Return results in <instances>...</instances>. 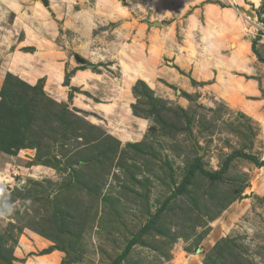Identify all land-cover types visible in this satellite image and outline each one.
I'll return each instance as SVG.
<instances>
[{"label": "rangeland", "instance_id": "374dc122", "mask_svg": "<svg viewBox=\"0 0 264 264\" xmlns=\"http://www.w3.org/2000/svg\"><path fill=\"white\" fill-rule=\"evenodd\" d=\"M47 2L0 0V264H264V0Z\"/></svg>", "mask_w": 264, "mask_h": 264}, {"label": "trees", "instance_id": "16d2710c", "mask_svg": "<svg viewBox=\"0 0 264 264\" xmlns=\"http://www.w3.org/2000/svg\"><path fill=\"white\" fill-rule=\"evenodd\" d=\"M1 94L0 111L5 115H3L4 119L0 121V150L15 149L26 140L25 135L30 120L27 104L18 103L14 96L8 97L5 91H2ZM261 163L264 164V159Z\"/></svg>", "mask_w": 264, "mask_h": 264}, {"label": "crops", "instance_id": "0c3cea01", "mask_svg": "<svg viewBox=\"0 0 264 264\" xmlns=\"http://www.w3.org/2000/svg\"><path fill=\"white\" fill-rule=\"evenodd\" d=\"M103 1L102 3L105 4V5H108L109 2H106V0H101ZM237 2L239 0H236ZM112 10L113 12L120 16V15H126V13H124V11H118L116 6L118 5L117 2H112ZM218 9H220L217 5H214V4H209V14H211L215 19H216V14L218 15L219 13L217 12ZM230 9V8H229ZM124 10V9H123ZM122 17V16H120ZM119 17V18H120ZM247 50V48H246ZM252 50V49H251ZM233 59V57H232ZM241 59V57L239 56L238 57V60ZM250 58H247V60H242L241 59V62H238L236 60L235 63L237 62V67L235 68V71L236 73H234L233 75V80H236V86H231L233 87L234 90H236L237 92H235L236 94L237 93H240V96H243L244 98L249 96V95H255V94H259L261 93L260 92V82L256 79H253V78H247L245 75H253L254 74V71H255V68L251 65V62H249ZM256 66V63L255 65ZM222 69L219 71V73L221 72L222 73ZM232 74V73H231ZM219 75V74H218ZM225 75V76H224ZM59 78H61V74L58 75ZM228 76V82L229 80L231 79L230 78V75L227 74V72H225L224 74H222V79L224 80L223 82H226L225 81V78ZM228 84V83H226ZM241 85V87H240ZM246 87V88H245Z\"/></svg>", "mask_w": 264, "mask_h": 264}, {"label": "bare ground", "instance_id": "6f19581e", "mask_svg": "<svg viewBox=\"0 0 264 264\" xmlns=\"http://www.w3.org/2000/svg\"><path fill=\"white\" fill-rule=\"evenodd\" d=\"M118 5H121L120 3L118 4ZM122 6V5H121ZM83 71H81V73L79 74V75H82L83 73H82ZM83 76V75H82ZM104 109H109V107L107 106V105H101Z\"/></svg>", "mask_w": 264, "mask_h": 264}, {"label": "water", "instance_id": "95a60500", "mask_svg": "<svg viewBox=\"0 0 264 264\" xmlns=\"http://www.w3.org/2000/svg\"><path fill=\"white\" fill-rule=\"evenodd\" d=\"M44 3H45L46 5H48V2H47V0H44ZM154 24H156V25H160V23H159V22H156V23H154Z\"/></svg>", "mask_w": 264, "mask_h": 264}, {"label": "built area", "instance_id": "2783aa9c", "mask_svg": "<svg viewBox=\"0 0 264 264\" xmlns=\"http://www.w3.org/2000/svg\"><path fill=\"white\" fill-rule=\"evenodd\" d=\"M261 29L263 30L264 28L262 27Z\"/></svg>", "mask_w": 264, "mask_h": 264}]
</instances>
